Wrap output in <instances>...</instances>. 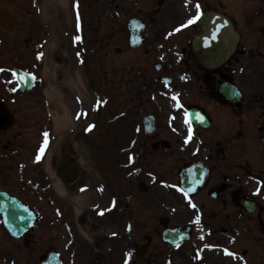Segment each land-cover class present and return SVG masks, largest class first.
Instances as JSON below:
<instances>
[{"label":"flooded vegetation","instance_id":"obj_1","mask_svg":"<svg viewBox=\"0 0 264 264\" xmlns=\"http://www.w3.org/2000/svg\"><path fill=\"white\" fill-rule=\"evenodd\" d=\"M195 34L158 31L130 49L133 143L130 166H113L110 209L92 210L98 199L77 213L76 198L97 193L94 178L66 153L32 160L50 148V112L39 119L35 100L3 99L14 119L0 129V192L34 222L14 237L0 213V264H264V22L214 69L199 64ZM65 162L79 171L72 182ZM179 230L191 240L168 242Z\"/></svg>","mask_w":264,"mask_h":264},{"label":"rangeland","instance_id":"obj_2","mask_svg":"<svg viewBox=\"0 0 264 264\" xmlns=\"http://www.w3.org/2000/svg\"><path fill=\"white\" fill-rule=\"evenodd\" d=\"M139 1L143 3L142 7H139ZM261 1L67 0L63 6L58 0H0V66H27L36 74L39 84L27 98L42 99L34 111L42 118V111H47L45 91L49 82L44 68L46 63L49 66L53 63L51 73L54 70L57 73L56 80L51 76L52 83L58 82L59 88L63 89L62 99L75 119L56 140L52 133L50 147L54 156L60 154V148H69L65 149L68 157L75 158L85 172L90 169L95 172L94 178L99 181L94 184L96 186L109 177L114 164L123 167L130 162V114L133 108L127 28L130 17L135 14L148 20L150 26L145 33L149 37L162 28L184 26L198 10L215 8L227 13L239 29L248 31L250 24L257 20L258 8L264 6ZM138 7L152 12L144 13ZM248 17L252 18L249 20ZM151 44L156 46L155 41ZM76 73L83 78V94L72 84ZM12 77L11 72H6L0 79V95L8 99L19 97ZM51 108L52 112L58 109L57 100L51 101ZM82 111H85L84 116ZM87 124L94 128L93 132L82 134L81 130ZM59 160L57 157V162ZM93 162L104 168H97ZM95 198L96 194L91 192L88 201L97 200ZM102 198L103 203H108L109 198L104 194Z\"/></svg>","mask_w":264,"mask_h":264},{"label":"water","instance_id":"obj_3","mask_svg":"<svg viewBox=\"0 0 264 264\" xmlns=\"http://www.w3.org/2000/svg\"><path fill=\"white\" fill-rule=\"evenodd\" d=\"M197 26L201 28L202 34L195 39V52L200 63L207 68L220 66L234 52L239 34L235 31L231 21L224 15L208 11L196 19ZM130 26V22H129ZM134 33H138L135 30ZM20 81L21 89L28 90L32 86V80L27 75L16 72ZM10 222L16 224V213H6Z\"/></svg>","mask_w":264,"mask_h":264},{"label":"bare ground","instance_id":"obj_4","mask_svg":"<svg viewBox=\"0 0 264 264\" xmlns=\"http://www.w3.org/2000/svg\"><path fill=\"white\" fill-rule=\"evenodd\" d=\"M61 5H66L67 0H58ZM68 4V3H67ZM53 46V44L51 43ZM50 66H52L53 69V63H50ZM50 66L48 63H46L44 68V75L48 79V86L46 88V95L49 99H55L58 101V109L53 112V118L55 123V129L56 133L57 131H63L66 129L72 122L73 118L70 113L69 107L66 105V103L62 100V90L59 88L58 82L53 85L51 76L53 75L56 80V73L57 71L54 70L53 74L51 73ZM55 66V65H54ZM55 68V67H54ZM50 73V74H49ZM75 79L72 81V84L74 88L79 91L81 94L82 90L84 89V81L80 73H76L74 76ZM83 87V88H82ZM58 134V133H57ZM77 200H80V197L76 198Z\"/></svg>","mask_w":264,"mask_h":264},{"label":"snow or ice","instance_id":"obj_5","mask_svg":"<svg viewBox=\"0 0 264 264\" xmlns=\"http://www.w3.org/2000/svg\"><path fill=\"white\" fill-rule=\"evenodd\" d=\"M199 7H200V5L197 3V4H196V8L199 9ZM196 19H199V15L193 17V19H192V20H189L188 23H193L194 20H196ZM77 39H80V37H77ZM40 55H43V54L41 53ZM0 71H2V69H0ZM13 90H15V89H13ZM45 137H47V133H45ZM45 143H47V140H45ZM41 151H43V149H41ZM38 159H39V157H38ZM181 191H183V189H182ZM259 191H260V189L258 188V189H257V193H259ZM225 251L227 252V250H225ZM228 254H229V255H235L234 253H228ZM129 255H130V254H129ZM126 264H127V262H126Z\"/></svg>","mask_w":264,"mask_h":264}]
</instances>
